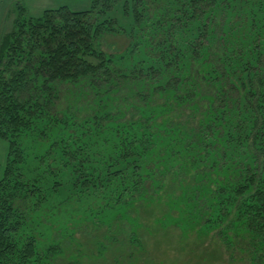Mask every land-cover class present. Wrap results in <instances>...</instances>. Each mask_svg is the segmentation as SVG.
Instances as JSON below:
<instances>
[{
  "label": "trees",
  "instance_id": "obj_1",
  "mask_svg": "<svg viewBox=\"0 0 264 264\" xmlns=\"http://www.w3.org/2000/svg\"><path fill=\"white\" fill-rule=\"evenodd\" d=\"M148 1L157 4L155 12H149ZM117 2L90 0L86 10L61 6L27 18L25 8L17 5L12 27L0 39V138L7 142L0 179V264H51L59 252L61 238L47 246L39 240L36 218L41 215L27 194L47 195L53 183L44 169L27 180H20L18 172L25 169V139L34 130L44 133L49 112L56 127L53 140L60 145L57 158L67 157L66 144L85 154L79 190L91 197L77 212L89 222L90 232L83 238L89 260L157 261L145 242L170 228L141 223L133 214L155 203L156 196L174 193L175 184L189 186L190 171L192 180L198 179L207 165L174 220L182 225L181 237L189 230L204 235L224 224L217 235L225 246L241 239L238 244L243 241L251 260L264 262V74L257 64L264 56L257 43L264 42V0L126 1L123 11L131 14V32L145 30L149 36L142 48L135 45L130 51L131 58L112 57L102 49L103 35L116 30L109 11ZM130 79L139 83L131 92L141 91L147 104L133 103L129 95L128 109L134 112L129 118L115 123L114 113L102 109L85 130L70 134L58 125L74 116H63V105L70 103L62 96L66 85L77 94L94 92L100 100L128 89ZM163 111L166 118L159 122L156 114ZM153 114L158 127H145ZM106 119L110 125L102 132ZM75 152L72 159L80 162ZM250 152L262 154L263 170ZM237 165L242 168L231 175V166ZM234 175L233 193H224ZM20 194L25 195L22 206L27 198L33 203L31 215L15 205ZM228 208L234 210L232 221L227 220ZM71 217L64 212L63 218L61 212L54 218L61 225Z\"/></svg>",
  "mask_w": 264,
  "mask_h": 264
},
{
  "label": "rangeland",
  "instance_id": "obj_2",
  "mask_svg": "<svg viewBox=\"0 0 264 264\" xmlns=\"http://www.w3.org/2000/svg\"><path fill=\"white\" fill-rule=\"evenodd\" d=\"M126 1L130 0H118L116 5L109 11V15L115 19L116 30L113 33L104 34L101 39L102 49L106 54H112V57L128 58L129 56V58H131L130 51L135 49V45H139V48H142L144 46L142 41H145L148 36L145 30L135 31V33L131 32L133 29L131 14L130 12L125 13L123 11V5ZM17 5L25 8L24 17L27 18L29 16L38 17L44 10L56 9L61 6H66L71 11L86 10L90 7V0H0V39L11 29L12 21L16 16ZM221 5L225 6L226 4L222 2ZM147 6L150 13L158 9L157 4L152 1H148ZM222 14H226V12L223 11ZM215 24L219 26V23L215 22ZM248 31V28H246L242 33ZM257 43L261 44L264 48L263 41L261 43L257 41ZM246 51H242L241 53ZM221 62L222 60L217 59L215 64L220 66ZM257 64L259 67L258 70L264 74V56L260 58ZM135 80L136 79L129 80L133 85L128 86V89L119 91L116 94L107 93L103 99L100 100H98L94 92H88L85 89V92L81 91L80 94H77L76 88L71 90V86L66 85L62 96L65 98L64 101L67 100L70 103L63 105V116L69 117L71 116L70 114L74 116L62 121V123L58 125L65 127L70 134H73L77 128L85 130V128H87L85 125H91L92 116H95L97 113H99V115H96V117L100 116L102 109L109 113H114L111 119L114 120L115 123L124 121L134 114L132 110L129 111L128 109L129 95L133 103L139 102L140 104L142 102L143 104H147V101L143 100L141 91L131 92L134 85L137 87L139 85ZM59 99H61L60 93ZM72 101H74V103H72ZM147 109L152 110L150 106H147L146 110ZM50 113L51 112L48 114V118L45 119L48 121L47 127L42 128L44 133H41V130L40 132L34 130L31 137L25 139V156L23 158L25 164L22 165L25 166V169L19 168V179L21 180L22 178L23 180H27L28 178L30 179V176L39 177L44 169L46 172L45 176L51 181V184L53 183V188L47 195L45 191H41V196L30 191L27 192L29 198H32L36 203V212L41 215V217L36 218L40 222V225L37 226V233H40L37 236H41L39 240L43 241L47 246L53 239L61 238V243L58 247L59 252L57 256H55V261L51 264H97L94 260H89L87 258L89 249L84 246L83 238L87 237V234L90 232L85 225L89 222L83 219L82 213L77 212L83 206L84 201L89 203L91 197L88 195V198H86V192L83 193L79 190L81 177L78 176V173L80 174L82 172L86 174L84 169L85 154H79L81 153L79 149L75 150V147H71V144L65 143L67 146V157H64L63 160L57 158L55 151L58 150L60 145L57 144L58 142L56 140H53L56 138L52 135L56 127H53L54 124ZM102 114L105 115L103 112ZM156 115L160 118L159 122L166 118L164 111ZM167 118H169V116ZM150 121L151 122H148L145 127L149 126L151 129L158 127V123L154 124L156 121L155 114H153ZM101 124L99 130L102 132L107 131L110 125L109 120L106 119L102 121ZM51 144L52 147L48 149ZM60 144H62V142ZM41 151H45L44 156L42 155L40 159L39 157H35L39 156ZM73 151H76L75 154L78 156L75 157L80 160V162H74L72 159L74 155ZM251 155L254 160H256L259 170H263L262 154L251 153ZM6 157L7 142L0 138V179L3 176ZM231 167V175L233 174L234 168L238 171L242 168L241 166L238 168V165ZM206 169H208L207 165L203 168V174H200L199 178H203ZM190 175V185L196 186L199 184L197 182L199 178L192 180L193 173L191 171ZM235 175H237V172H235ZM235 175L234 178H231V182H226V185H224V193H226L227 190H230L229 194L233 193L235 187L233 180L236 178ZM29 185L31 184L29 183ZM190 185L180 189V186L175 184L174 193L170 191V195L165 192L160 199H158L159 196H156L157 200L154 201L155 203L148 207L142 206L139 214H133L141 223H149L158 229L170 228L165 231L161 230V236H151L145 242L152 256L157 258L158 263L155 261L153 264H264V262H254L251 260V256L244 246L243 241L241 244H238L241 239H232L234 243L231 244L233 245L228 244L225 246L217 235L224 224L221 228H213L209 233L204 235L198 236L197 230H195V233L189 230L187 237H181V224H175L177 221L174 222V220L179 219L180 210H183L184 204L186 200H188V196H190ZM151 188H153V186ZM151 188L149 187L148 189ZM86 191L89 192V190ZM61 194L66 196L67 200H64L65 197H58V195ZM24 196V194L18 195L15 200V205H19L22 208V212L30 214L33 203L28 201L27 198L26 206H22L21 199H23ZM94 200L95 199L91 198V201ZM52 201H55V203H52ZM236 201H240L238 196H236ZM50 205H53L54 209L51 208ZM95 206H97V204L94 202L93 207ZM61 212L63 218L64 212L70 213V215L72 214V217L70 220L66 219L67 221L65 220L64 223L60 225L54 217H59ZM227 215V220H234V210L228 208ZM188 217L189 215L187 218ZM63 225L69 229V232L74 233L72 238L65 236L64 230L60 227ZM198 225L199 224H197L196 228H198ZM48 234L50 235L48 237L49 240H47Z\"/></svg>",
  "mask_w": 264,
  "mask_h": 264
}]
</instances>
